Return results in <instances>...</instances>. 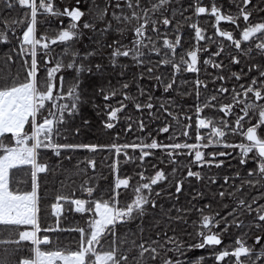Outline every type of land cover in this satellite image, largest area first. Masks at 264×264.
Segmentation results:
<instances>
[{
	"label": "trees",
	"instance_id": "16d2710c",
	"mask_svg": "<svg viewBox=\"0 0 264 264\" xmlns=\"http://www.w3.org/2000/svg\"><path fill=\"white\" fill-rule=\"evenodd\" d=\"M145 2L129 0L119 6L116 0H35L34 37L39 42L33 58L34 91L42 97L35 102L36 131L32 133L31 116L20 133L0 136L6 146L23 136L36 146L34 163L40 170L34 173L29 163L8 170L10 192L35 195V241L22 236L29 226L0 223V264L81 250L80 264H92L103 252L110 258L102 264H230V254L219 260L212 249L195 244L202 219L214 210L231 223L233 236L244 238L248 231L254 244L261 228L257 210L239 203L253 204L263 194L257 185L239 188V161L230 162L235 168L219 177L212 169L200 176L192 172L199 171L188 157L172 161L162 147L143 157L158 133L147 115L137 123L131 142L123 140L109 119L121 71L99 62L112 61L116 28L130 25L132 16L117 12L142 11ZM72 10L89 13L91 31L83 41L77 36L59 40L75 19L68 13ZM31 21L25 0H0V91L29 84L32 53L23 35ZM129 144L141 147L128 148V158L116 151ZM230 195L231 202L226 198ZM96 203L118 209L120 216L93 238ZM243 261L264 264L256 254Z\"/></svg>",
	"mask_w": 264,
	"mask_h": 264
},
{
	"label": "flooded vegetation",
	"instance_id": "af4514ba",
	"mask_svg": "<svg viewBox=\"0 0 264 264\" xmlns=\"http://www.w3.org/2000/svg\"><path fill=\"white\" fill-rule=\"evenodd\" d=\"M116 1L122 6L129 0ZM146 2L142 11L117 12L131 15L130 25L116 28L112 61L99 62L121 71L109 119L131 142L147 115L158 133L143 157L162 147L172 161L188 157L200 176L212 169L219 177L239 161V188L257 185L263 194L253 204L239 203L257 210L261 228L254 244L248 231L244 238L233 236L231 223L215 210L202 219L195 244L219 260L230 254V264H245L254 254L264 263V0ZM68 13L75 19L59 40L83 41L91 31L89 13ZM135 147L141 146H119V154L128 158L127 149Z\"/></svg>",
	"mask_w": 264,
	"mask_h": 264
},
{
	"label": "rangeland",
	"instance_id": "374dc122",
	"mask_svg": "<svg viewBox=\"0 0 264 264\" xmlns=\"http://www.w3.org/2000/svg\"><path fill=\"white\" fill-rule=\"evenodd\" d=\"M30 26L24 32L23 38L31 43ZM29 84L16 86L0 91V136L3 133H20L29 118L35 115V98L30 72ZM38 100V99H36ZM35 118H32L31 128L35 134ZM25 137V136H23ZM21 138L24 140V138ZM18 140V139H17ZM5 146L0 153V223L5 224H28L34 220V197L32 193L15 194L8 189V170L10 167L34 163L35 149L25 142ZM19 142V141H18ZM0 139V149L2 145ZM95 210L97 219L93 223L92 237L101 234L108 222L114 217L115 209L104 203H96ZM84 250L63 254L53 252L51 254L39 253L32 260H24L22 264H80L84 261ZM110 258V254L97 253L92 264H102Z\"/></svg>",
	"mask_w": 264,
	"mask_h": 264
},
{
	"label": "crops",
	"instance_id": "0c3cea01",
	"mask_svg": "<svg viewBox=\"0 0 264 264\" xmlns=\"http://www.w3.org/2000/svg\"><path fill=\"white\" fill-rule=\"evenodd\" d=\"M4 145V144H3ZM2 146V145H1ZM34 155H35V152H34ZM36 167H35V164L33 163V169H35ZM32 195H33V197H34V205H35V195H34V193H32ZM75 205L77 206V207H80V204H76L75 203ZM33 223H34V220L32 221V222H30V223H28V224H18V223H16L17 225H25V226H29V229H27V230H25L24 232H22V236H23V238H28V237H33L34 235H33V233H34V230H33ZM13 224H15V223H13ZM38 255V254H37Z\"/></svg>",
	"mask_w": 264,
	"mask_h": 264
},
{
	"label": "built area",
	"instance_id": "2783aa9c",
	"mask_svg": "<svg viewBox=\"0 0 264 264\" xmlns=\"http://www.w3.org/2000/svg\"><path fill=\"white\" fill-rule=\"evenodd\" d=\"M32 4H33V0H32ZM33 6V5H32ZM34 13H35V11L33 10L32 11V15H34ZM33 17V16H32ZM41 39L43 40V37L41 36ZM32 46H33V48H34V42H32ZM33 62H34V60H33ZM30 71H31V78H32V80H34V74H35V70H34V63H32L31 64V69H30Z\"/></svg>",
	"mask_w": 264,
	"mask_h": 264
},
{
	"label": "bare ground",
	"instance_id": "6f19581e",
	"mask_svg": "<svg viewBox=\"0 0 264 264\" xmlns=\"http://www.w3.org/2000/svg\"><path fill=\"white\" fill-rule=\"evenodd\" d=\"M175 73V72H174ZM232 105V104H231ZM237 105V104H236ZM236 107V106H235Z\"/></svg>",
	"mask_w": 264,
	"mask_h": 264
}]
</instances>
